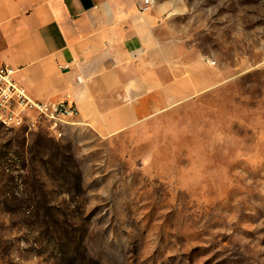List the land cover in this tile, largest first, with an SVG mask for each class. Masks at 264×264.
<instances>
[{
  "label": "rangeland",
  "instance_id": "rangeland-1",
  "mask_svg": "<svg viewBox=\"0 0 264 264\" xmlns=\"http://www.w3.org/2000/svg\"><path fill=\"white\" fill-rule=\"evenodd\" d=\"M156 4L213 83L111 138L0 123V264H52L19 203L33 194L90 217L97 264H264V0Z\"/></svg>",
  "mask_w": 264,
  "mask_h": 264
},
{
  "label": "crops",
  "instance_id": "crops-1",
  "mask_svg": "<svg viewBox=\"0 0 264 264\" xmlns=\"http://www.w3.org/2000/svg\"><path fill=\"white\" fill-rule=\"evenodd\" d=\"M145 1L0 0V63L34 100L75 104L81 126L128 132L213 83L183 58L164 6L141 12Z\"/></svg>",
  "mask_w": 264,
  "mask_h": 264
},
{
  "label": "trees",
  "instance_id": "trees-1",
  "mask_svg": "<svg viewBox=\"0 0 264 264\" xmlns=\"http://www.w3.org/2000/svg\"><path fill=\"white\" fill-rule=\"evenodd\" d=\"M57 171L68 176L71 171L65 164H60ZM78 188H82L79 168L74 176ZM20 206L28 209L29 217L33 218V234L36 236L35 251L47 257L52 264H97L86 253L85 240L87 223L90 217L80 214H69L60 207L41 200L38 195L19 200ZM7 207L9 204L6 202ZM43 210L45 212H43ZM15 213V212H14Z\"/></svg>",
  "mask_w": 264,
  "mask_h": 264
},
{
  "label": "built area",
  "instance_id": "built-area-1",
  "mask_svg": "<svg viewBox=\"0 0 264 264\" xmlns=\"http://www.w3.org/2000/svg\"><path fill=\"white\" fill-rule=\"evenodd\" d=\"M156 0H146L140 7L141 12H150L156 6ZM17 71L11 66L0 63V123L7 129L23 127L37 129L41 124H51L58 137L57 127L79 126L80 112L69 100L37 101L16 79Z\"/></svg>",
  "mask_w": 264,
  "mask_h": 264
}]
</instances>
